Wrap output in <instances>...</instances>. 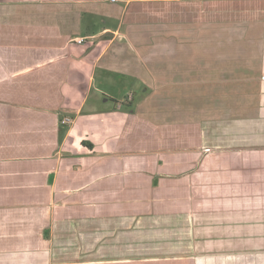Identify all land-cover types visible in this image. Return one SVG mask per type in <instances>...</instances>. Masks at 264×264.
Listing matches in <instances>:
<instances>
[{"label":"crops","instance_id":"obj_1","mask_svg":"<svg viewBox=\"0 0 264 264\" xmlns=\"http://www.w3.org/2000/svg\"><path fill=\"white\" fill-rule=\"evenodd\" d=\"M199 63L247 117L162 120L151 78ZM262 90L264 0H0V264H264Z\"/></svg>","mask_w":264,"mask_h":264},{"label":"rangeland","instance_id":"obj_2","mask_svg":"<svg viewBox=\"0 0 264 264\" xmlns=\"http://www.w3.org/2000/svg\"><path fill=\"white\" fill-rule=\"evenodd\" d=\"M136 8L133 9L131 13H135V11L137 10ZM147 13L152 12L148 11ZM147 36L149 37V35ZM150 37H153V35H151ZM87 46L88 45L86 44L84 48H86ZM206 66L207 64L204 65V67ZM201 67L202 64L199 63V68L198 66L196 67L197 71L189 75L188 78H182V75L181 77H175L174 79H171L174 83L163 80V85H154L155 80L154 78H151L152 84L149 85L150 88L147 87L149 88L147 92L149 93L151 105H155L157 108H160L162 120L166 121L172 117V120L178 121L205 120L208 122L211 121L212 128H214V126L216 128V124L220 121H225V119H234L236 117L241 118V116L247 117L250 111L249 105L254 97L257 96H253L256 90H235L233 78L228 80L227 83H224L222 78L219 79L216 76H213V74L212 77H210L209 72H207L206 70L202 74V72L199 71L201 70ZM91 68L92 66L85 69H89L90 73ZM97 72V77L99 78L103 71L99 69ZM247 75V79L248 81H250V73H247ZM85 77L86 82L88 83V74ZM130 80H133V78H130ZM121 83V81L114 80L109 81L108 85L100 86L99 82H96L95 87H92L91 92L87 96H83L85 95V92L81 93L80 91H78L75 99L76 101L80 102L86 97L84 104L86 111L93 107H96L99 110L101 109V111H108L110 109H113L118 103H120V101H126L127 92L129 91V93H131L133 91L125 90L126 88H124L123 84ZM86 86L87 84L85 85V87ZM172 86H175L174 90H172ZM161 88H163V90H160ZM208 88L209 90H207ZM96 89L107 90L108 96L113 98H111V100L108 99L101 91H99V93L96 92ZM84 90H86V88H84ZM136 90H138V88H136ZM262 100L264 101V90H262L260 101ZM244 105L248 107H245ZM238 122H241V120H238ZM230 127L231 125L229 126V128ZM229 128H227V131L229 130ZM53 229H58V225L57 228H54L53 226ZM58 231L56 230V232ZM65 236L66 235L64 233L59 231L56 237L51 240V246L58 247L69 244L71 240L66 239ZM77 242L79 245L82 244V246L90 245L89 238L78 240ZM35 257L36 262H41L44 259L42 255H36ZM56 257L59 258L60 256L54 255L52 256V259H55ZM67 257L78 259L80 256ZM82 259L83 261H90L91 257L90 255H84L82 256ZM208 264L215 263L208 260Z\"/></svg>","mask_w":264,"mask_h":264},{"label":"built area","instance_id":"obj_3","mask_svg":"<svg viewBox=\"0 0 264 264\" xmlns=\"http://www.w3.org/2000/svg\"><path fill=\"white\" fill-rule=\"evenodd\" d=\"M85 42V38H79V39H77V43L78 44H83ZM73 119H72V117H70V116H66V117H64L63 118V120L61 121V123L63 124V125H70L71 123H73Z\"/></svg>","mask_w":264,"mask_h":264}]
</instances>
